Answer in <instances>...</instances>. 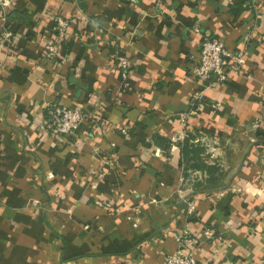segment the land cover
<instances>
[{"label": "crops", "instance_id": "obj_1", "mask_svg": "<svg viewBox=\"0 0 264 264\" xmlns=\"http://www.w3.org/2000/svg\"><path fill=\"white\" fill-rule=\"evenodd\" d=\"M54 11L71 20L56 63L43 53ZM4 30L0 264H162L182 227L223 238L202 240L200 264H264V0H12ZM206 33L248 39L246 57L195 108ZM47 101L83 111L75 136L40 128Z\"/></svg>", "mask_w": 264, "mask_h": 264}, {"label": "built area", "instance_id": "obj_2", "mask_svg": "<svg viewBox=\"0 0 264 264\" xmlns=\"http://www.w3.org/2000/svg\"><path fill=\"white\" fill-rule=\"evenodd\" d=\"M12 0H0V14L5 15L6 9L11 6ZM129 3H137L139 0H126ZM250 7L260 10L261 0H247ZM71 20L63 16L58 11H54L49 20V38L44 43L43 53L52 62H57L61 58L63 43L68 37ZM192 30L198 32L197 25ZM13 37L11 30L0 32V40L9 42ZM245 44L238 49H230L222 37L202 35L198 47V55L192 67V80L199 87L192 92L190 106H198L203 98V86L213 77L214 83L224 82L233 71L240 70L246 57ZM115 64L122 70V76H126V70L130 66L129 59L123 54H117ZM212 83V81H210ZM213 108L219 107V103H212ZM192 111L180 112L178 120L182 125L185 124L189 113ZM84 118L83 111L78 107H69L61 102L47 101L43 104V119L40 128L50 136L61 139L64 136L73 137L77 133L78 125ZM254 125L264 127V112L254 120ZM125 132V129H122ZM184 137L183 130H177L172 135V140L178 142ZM185 210L188 215L194 213L196 209L195 199H185ZM208 240L214 247H219L223 243V238L217 235L212 229L206 228L199 234L187 227L180 228L176 235V245L165 253L162 264H200L195 253L202 240Z\"/></svg>", "mask_w": 264, "mask_h": 264}, {"label": "trees", "instance_id": "obj_3", "mask_svg": "<svg viewBox=\"0 0 264 264\" xmlns=\"http://www.w3.org/2000/svg\"><path fill=\"white\" fill-rule=\"evenodd\" d=\"M18 14H22L19 11H13V17H18ZM185 147V145H183V148Z\"/></svg>", "mask_w": 264, "mask_h": 264}]
</instances>
